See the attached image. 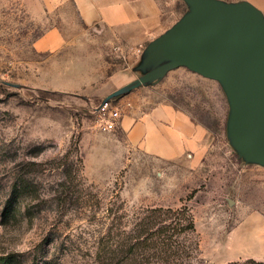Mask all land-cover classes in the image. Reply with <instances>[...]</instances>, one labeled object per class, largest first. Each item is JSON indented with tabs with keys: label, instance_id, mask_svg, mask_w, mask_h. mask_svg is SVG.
I'll return each mask as SVG.
<instances>
[{
	"label": "rangeland",
	"instance_id": "374dc122",
	"mask_svg": "<svg viewBox=\"0 0 264 264\" xmlns=\"http://www.w3.org/2000/svg\"><path fill=\"white\" fill-rule=\"evenodd\" d=\"M153 1L158 26L134 43L85 26L70 0H0V264H225L246 245L264 250V160L234 127L225 81L181 60L201 8L250 7L264 24V0ZM51 28L65 46L37 50ZM112 93L121 114L164 101L188 113L208 132L201 159L161 158L119 124L103 130L94 107ZM156 207L159 223L184 208L181 223L193 227L170 229L174 242L150 256L130 255L126 242ZM246 227L258 230L247 244Z\"/></svg>",
	"mask_w": 264,
	"mask_h": 264
},
{
	"label": "crops",
	"instance_id": "0c3cea01",
	"mask_svg": "<svg viewBox=\"0 0 264 264\" xmlns=\"http://www.w3.org/2000/svg\"><path fill=\"white\" fill-rule=\"evenodd\" d=\"M70 1L85 26L94 29L97 33H106L110 40L113 35H119V39L140 43L148 38L149 30L158 26V20L154 18L156 9L153 0ZM146 13L147 17H145ZM65 43L66 39L62 31L58 28H51L35 40V48L40 51H53L63 48ZM138 49L139 47L135 45L126 46V55H124L126 58L123 61L126 63V60L133 56L132 52ZM129 101L127 98V105L130 104L131 101ZM119 127L127 132L129 141L136 143L143 151L165 159L187 154L197 161L201 159L207 147V129L195 122L188 113L167 101L156 103L142 112L124 105ZM245 230L252 235V237L243 238L245 244L250 239L254 241L253 235L258 230L252 227L250 229L246 227ZM239 233L240 230L236 229L233 236H238ZM243 258L262 259L264 250H256L251 245H246L234 250L231 255L219 263Z\"/></svg>",
	"mask_w": 264,
	"mask_h": 264
},
{
	"label": "water",
	"instance_id": "95a60500",
	"mask_svg": "<svg viewBox=\"0 0 264 264\" xmlns=\"http://www.w3.org/2000/svg\"><path fill=\"white\" fill-rule=\"evenodd\" d=\"M200 11L199 20L186 27V43L197 42L183 46L181 60L225 81L234 104V127L249 151L264 160V24L250 7Z\"/></svg>",
	"mask_w": 264,
	"mask_h": 264
},
{
	"label": "trees",
	"instance_id": "16d2710c",
	"mask_svg": "<svg viewBox=\"0 0 264 264\" xmlns=\"http://www.w3.org/2000/svg\"><path fill=\"white\" fill-rule=\"evenodd\" d=\"M184 208L180 209H172L168 208L165 213H177L173 219H171L169 222L165 223H159L161 221V217L157 213H161L163 209L161 207L151 208V214L147 216V222L146 220L141 222L140 224H136L137 226V238L134 242H126L128 247V253L132 255L133 253H137V255L141 256H150L152 255V252L150 250V247H154L156 250L159 247H162L165 249L166 245H171L172 242H174L173 238V232H170V229L172 231L175 230H182L186 229L187 227H193V222L190 220L188 223H181V219H183L182 216H178L180 213L184 212ZM165 221V220H164ZM147 223V224H146ZM156 224L158 226H156ZM169 231V232H168ZM131 234H128L127 237L129 238ZM129 241V240H128ZM162 251V250H161ZM106 254V253H105ZM99 257L101 255V250L98 251ZM106 259V258H105ZM104 258H101V264H104L105 262ZM248 263L251 264H264L262 261H256L253 258L248 259ZM225 264H239L237 261H229Z\"/></svg>",
	"mask_w": 264,
	"mask_h": 264
},
{
	"label": "built area",
	"instance_id": "2783aa9c",
	"mask_svg": "<svg viewBox=\"0 0 264 264\" xmlns=\"http://www.w3.org/2000/svg\"><path fill=\"white\" fill-rule=\"evenodd\" d=\"M94 111L98 116L97 121L103 130H112L116 128L122 115L111 97L100 100L94 107Z\"/></svg>",
	"mask_w": 264,
	"mask_h": 264
}]
</instances>
